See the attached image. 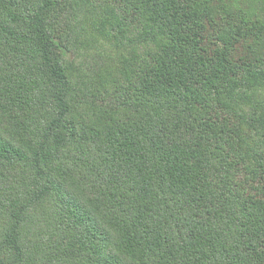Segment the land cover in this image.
<instances>
[{
	"label": "trees",
	"instance_id": "16d2710c",
	"mask_svg": "<svg viewBox=\"0 0 264 264\" xmlns=\"http://www.w3.org/2000/svg\"><path fill=\"white\" fill-rule=\"evenodd\" d=\"M0 264H264V0H0Z\"/></svg>",
	"mask_w": 264,
	"mask_h": 264
}]
</instances>
